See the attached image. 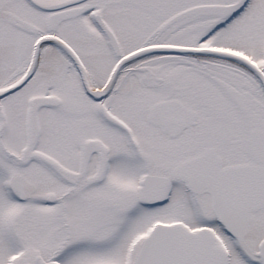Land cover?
Listing matches in <instances>:
<instances>
[{
  "label": "snow or ice",
  "instance_id": "6c2138e0",
  "mask_svg": "<svg viewBox=\"0 0 264 264\" xmlns=\"http://www.w3.org/2000/svg\"><path fill=\"white\" fill-rule=\"evenodd\" d=\"M0 264H264V0H0Z\"/></svg>",
  "mask_w": 264,
  "mask_h": 264
}]
</instances>
